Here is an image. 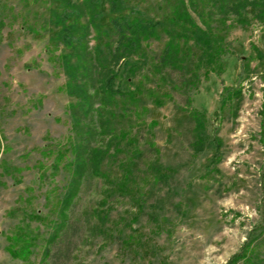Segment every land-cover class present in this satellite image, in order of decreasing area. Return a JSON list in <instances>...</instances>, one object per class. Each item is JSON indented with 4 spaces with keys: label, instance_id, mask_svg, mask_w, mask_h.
<instances>
[{
    "label": "rangeland",
    "instance_id": "rangeland-1",
    "mask_svg": "<svg viewBox=\"0 0 264 264\" xmlns=\"http://www.w3.org/2000/svg\"><path fill=\"white\" fill-rule=\"evenodd\" d=\"M100 3L108 32L100 44L115 45L107 0ZM173 4L125 0L124 15L156 21ZM59 6L58 0H0V264H228L253 232L264 264V78L251 59L253 45L264 53V17L247 26L231 17L222 25L206 21L226 49L214 62L220 69L208 74L189 42L176 45L186 53L181 70L153 76L168 36L159 32L146 42L126 85L142 90L139 101L114 111L117 137L97 166L106 177L90 163L78 191L66 198L75 179L67 168L71 145L89 138L84 127L78 135L73 129L70 105L78 100L49 60L47 45L57 30L38 24ZM245 60L251 73L238 80ZM226 88L240 92V105L227 103L215 121ZM167 93L172 100L153 103ZM192 109L205 118L206 142L198 149ZM214 137L221 142L216 157ZM20 234L34 238L24 259L11 254Z\"/></svg>",
    "mask_w": 264,
    "mask_h": 264
},
{
    "label": "trees",
    "instance_id": "trees-1",
    "mask_svg": "<svg viewBox=\"0 0 264 264\" xmlns=\"http://www.w3.org/2000/svg\"><path fill=\"white\" fill-rule=\"evenodd\" d=\"M37 1V0H32ZM58 8H48L49 13L40 20L39 25L48 28V31L57 30L47 45L49 60L54 63L67 78L65 84L66 93L75 98L76 104H71L72 117L74 118V130L77 135L79 130L85 128V134L89 138L88 144L72 143L71 152L74 159L67 164L75 179L69 184L66 198L72 197L78 191L81 179L85 176L88 165H93L95 173L106 177L105 172L97 168L104 155L109 151V142L116 139V130L111 122L115 116L114 111L119 104L123 111L126 110V102L136 104L142 90L139 88H127V82L134 77L140 67L143 57L144 44L151 39H158L159 32L168 36L164 49L160 55L153 76L162 75L168 69L181 70L185 63L186 53H180L176 45L178 43L191 42L201 52V62L207 66V74L214 71L217 66L214 62L226 53V49L220 45L215 38L210 23L218 25L226 24L229 17L234 22L247 26L253 19L262 20L264 17V0H204L203 5H197L202 0H174L172 12L163 14L156 21L143 20L133 17L127 19L124 15L125 0H107L108 16L117 38L115 45L106 42L103 46L101 39L108 38V32L101 23V0H58ZM199 23L201 24L199 26ZM205 27V28H204ZM31 31L37 32L36 26H30ZM195 31L198 33L195 34ZM90 40L95 45L90 47ZM250 59V58H249ZM251 59L263 67L261 74L264 78V53L255 45L252 46ZM250 62L245 60L241 65L238 80L244 75H249ZM163 71V73H161ZM160 73V74H159ZM232 88H226L225 95L221 100L217 114L227 103H233L235 107L240 105V92H231ZM155 95V90L151 91ZM157 96L153 100L156 106H163L172 100L171 93L165 94V98ZM77 107V108H76ZM81 112V117L80 116ZM192 117L196 123L195 148L204 146L206 142L204 115L197 110H191ZM92 115L93 123L83 124V119ZM264 116V104H263ZM96 118V120H95ZM106 141V146H91L92 140ZM216 157L220 151L221 142L214 137L211 140ZM92 153L87 160V154ZM63 159V154L58 153L55 164L58 168ZM79 178V179H78ZM78 179V180H77ZM264 200V185L262 187ZM65 201V200H64ZM264 233V226L262 228ZM15 244L21 243L20 247L12 250L14 258H28L31 253L34 238L27 234L16 236ZM258 237L254 232L250 234L249 240L241 252L228 264H260L261 258L257 253L255 242ZM13 244L11 248L14 249Z\"/></svg>",
    "mask_w": 264,
    "mask_h": 264
}]
</instances>
